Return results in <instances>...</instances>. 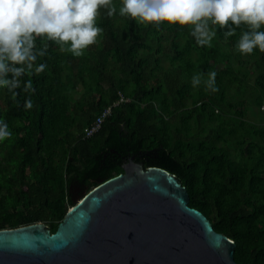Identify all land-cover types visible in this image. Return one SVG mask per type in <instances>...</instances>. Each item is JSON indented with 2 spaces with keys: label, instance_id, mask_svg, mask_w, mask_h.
I'll return each instance as SVG.
<instances>
[{
  "label": "trees",
  "instance_id": "16d2710c",
  "mask_svg": "<svg viewBox=\"0 0 264 264\" xmlns=\"http://www.w3.org/2000/svg\"><path fill=\"white\" fill-rule=\"evenodd\" d=\"M112 2L116 14L98 9L103 31L81 56L36 36L31 67L16 64L22 71L3 77L0 121L11 136L0 141V229L43 222L55 232L69 208L135 155L178 177L189 205L235 241L238 263L264 264V52L237 51L243 23L233 36L210 24L215 36L201 46L190 25L138 24ZM213 71L215 92L205 86Z\"/></svg>",
  "mask_w": 264,
  "mask_h": 264
},
{
  "label": "water",
  "instance_id": "95a60500",
  "mask_svg": "<svg viewBox=\"0 0 264 264\" xmlns=\"http://www.w3.org/2000/svg\"><path fill=\"white\" fill-rule=\"evenodd\" d=\"M135 157L85 193L55 232L43 222L0 229V264H250L189 205L175 174Z\"/></svg>",
  "mask_w": 264,
  "mask_h": 264
},
{
  "label": "clouds",
  "instance_id": "9594fccd",
  "mask_svg": "<svg viewBox=\"0 0 264 264\" xmlns=\"http://www.w3.org/2000/svg\"><path fill=\"white\" fill-rule=\"evenodd\" d=\"M101 7L108 9L110 17L116 14L112 0H0V86L8 85L3 79L8 71H22L14 68L16 64L31 67L37 56L36 36L53 41L61 51L81 56L103 31L94 23ZM119 15L138 24L155 22L158 26L168 21L170 25H190L201 46H210L215 36L210 24L227 28L225 35L233 36L243 23L248 30L237 41V51L241 55H251L256 49L264 52V0H121ZM230 22L234 27H229ZM215 76L210 72L205 81L206 89L213 92L218 91ZM200 83L201 75H194L193 87ZM10 136L7 124L0 121V141Z\"/></svg>",
  "mask_w": 264,
  "mask_h": 264
},
{
  "label": "built area",
  "instance_id": "2783aa9c",
  "mask_svg": "<svg viewBox=\"0 0 264 264\" xmlns=\"http://www.w3.org/2000/svg\"><path fill=\"white\" fill-rule=\"evenodd\" d=\"M124 100H128L127 98H125L122 94H121V99L120 101H124ZM118 102H116L115 104H117ZM112 113V107L109 106L107 108H105L100 115H98L96 117V119L85 128V135L87 137L94 135L96 132H98L101 129V126L103 124V122L106 120V118L108 116H110Z\"/></svg>",
  "mask_w": 264,
  "mask_h": 264
},
{
  "label": "rangeland",
  "instance_id": "374dc122",
  "mask_svg": "<svg viewBox=\"0 0 264 264\" xmlns=\"http://www.w3.org/2000/svg\"><path fill=\"white\" fill-rule=\"evenodd\" d=\"M249 116L251 119L256 120L258 119V111H257V107L255 105H251L250 109H249Z\"/></svg>",
  "mask_w": 264,
  "mask_h": 264
}]
</instances>
